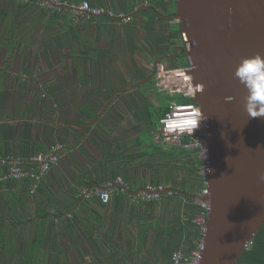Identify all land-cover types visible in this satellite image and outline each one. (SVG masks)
I'll return each mask as SVG.
<instances>
[{"label":"crops","instance_id":"0c3cea01","mask_svg":"<svg viewBox=\"0 0 264 264\" xmlns=\"http://www.w3.org/2000/svg\"><path fill=\"white\" fill-rule=\"evenodd\" d=\"M59 1L0 0V264H173L206 223L198 174L157 137L153 70L185 47L176 2L89 0L123 22ZM55 146L36 190L6 177ZM149 185L160 200L142 198Z\"/></svg>","mask_w":264,"mask_h":264},{"label":"water","instance_id":"95a60500","mask_svg":"<svg viewBox=\"0 0 264 264\" xmlns=\"http://www.w3.org/2000/svg\"><path fill=\"white\" fill-rule=\"evenodd\" d=\"M175 2L210 163L209 194L195 196L211 207L199 264H238L264 226V116L250 118L235 76L244 57L264 54V0Z\"/></svg>","mask_w":264,"mask_h":264},{"label":"built area","instance_id":"2783aa9c","mask_svg":"<svg viewBox=\"0 0 264 264\" xmlns=\"http://www.w3.org/2000/svg\"><path fill=\"white\" fill-rule=\"evenodd\" d=\"M28 1V0H26ZM51 2L57 3L56 5H61L62 2L59 0H44V4L50 5ZM76 11L81 16H102L105 15L109 18H117L123 22L132 21V17L123 13L115 12L112 9L93 5L89 0H83L81 4L75 6ZM78 16V15H77ZM189 66L180 67H167L163 63L155 64V85L159 88L160 91L165 96L185 98V102H180L176 98L169 99V110L163 115L160 119V125L157 131V137L159 140L171 143L175 147H181L187 150H195L199 154L202 164L200 167V173L202 174L204 180V187L201 191V196L209 194L208 181L207 177L210 171L209 163V153L208 145L206 140V132L203 128V115L199 117L201 122L199 126L191 132V130L176 131L166 130L164 125L161 123V120L166 118L172 111L174 105H183L186 108L192 109H201V106L194 101L198 92L200 91V85L196 84L192 74L189 72ZM178 72H183L184 75H177ZM202 112V111H201ZM59 146L53 147L52 151L46 153H38L32 156V160L36 164L35 170H25L19 162H15L10 172L6 175L7 178H24L31 177L33 183L31 184V191H34L38 188L39 182L42 177L51 170V168L57 164L60 160V155L58 154ZM119 182L123 183L122 178L118 179ZM164 186L162 185H149L142 194V198L147 200H160L164 191ZM100 198L102 195L107 196V200L101 198L105 203L109 202L111 199V194L108 189H101L98 191ZM203 207L202 217L207 219V215L210 211V203L208 201H201ZM206 227V223H205ZM204 227V230H205ZM203 250V239L199 242L198 246L191 251L189 255H185L181 252H175L172 257L173 264H199L202 258Z\"/></svg>","mask_w":264,"mask_h":264},{"label":"clouds","instance_id":"9594fccd","mask_svg":"<svg viewBox=\"0 0 264 264\" xmlns=\"http://www.w3.org/2000/svg\"><path fill=\"white\" fill-rule=\"evenodd\" d=\"M177 75L183 76L184 73L178 72ZM235 76L248 90L246 111L250 118L264 116V54L244 57L236 68ZM201 114V109L190 110L183 105H174L173 111L161 123L166 130H191L193 133L201 122ZM101 198L107 200L106 195Z\"/></svg>","mask_w":264,"mask_h":264},{"label":"trees","instance_id":"16d2710c","mask_svg":"<svg viewBox=\"0 0 264 264\" xmlns=\"http://www.w3.org/2000/svg\"><path fill=\"white\" fill-rule=\"evenodd\" d=\"M183 62L180 67H186L189 66V61L188 58L185 54L182 55ZM176 97H170V96H165V101L163 105L161 106L160 111H158V119L160 120L163 115L169 110V102L168 100L170 98H176L180 102H185L187 99L185 98H177ZM166 99H168L166 101ZM159 127V124L157 125ZM166 153L172 154L173 156H186L188 159L186 163H190L194 167V171L198 174L199 176V183L198 185L200 186L199 188L203 189L204 187V180L202 177V174L200 173V167L202 164V160L199 158V154L195 150H187L181 147H172L166 150ZM168 162V160H167ZM180 166H184V162L180 164ZM202 233L199 235V239L196 242V244L193 245L192 249H195L198 246V243L202 240ZM238 264H264V226L261 228V230L256 234L252 242L249 244V246L246 248L244 254L242 255L240 261Z\"/></svg>","mask_w":264,"mask_h":264},{"label":"flooded vegetation","instance_id":"af4514ba","mask_svg":"<svg viewBox=\"0 0 264 264\" xmlns=\"http://www.w3.org/2000/svg\"><path fill=\"white\" fill-rule=\"evenodd\" d=\"M185 42V41H184ZM182 55H183V53H182V50L180 51L179 49L176 51V53H175V56L176 57H174L172 60H169V58L167 59V61H166V63H168V62H172L173 60L176 62V64H178V62H181L182 60H183V58H182ZM173 57V56H172ZM166 59V58H165ZM157 63H161V62H157ZM155 64V63H154ZM165 65V64H164ZM153 72H154V74H155V68H154V70H153ZM153 74V75H154ZM154 78H155V75L152 77V83H153V85L154 86H156L155 85V80H154Z\"/></svg>","mask_w":264,"mask_h":264},{"label":"rangeland","instance_id":"374dc122","mask_svg":"<svg viewBox=\"0 0 264 264\" xmlns=\"http://www.w3.org/2000/svg\"><path fill=\"white\" fill-rule=\"evenodd\" d=\"M183 61H181V62H178V65H181V63H182ZM182 66V65H181ZM161 98H162V100H163V103H164V101H165V96L164 95H161ZM168 99H166V101H167ZM169 101V100H168Z\"/></svg>","mask_w":264,"mask_h":264}]
</instances>
